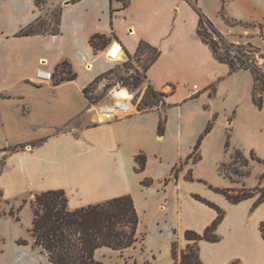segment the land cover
<instances>
[{"label": "crops", "instance_id": "1", "mask_svg": "<svg viewBox=\"0 0 264 264\" xmlns=\"http://www.w3.org/2000/svg\"><path fill=\"white\" fill-rule=\"evenodd\" d=\"M38 1L0 0L3 203L64 190L69 208L76 210L129 195L140 218L138 236L145 235V213L157 221L158 235L170 234L165 264L175 263L174 242L182 253L192 244L185 232L203 234L221 211L214 232L219 240L198 243L202 263L264 264V201L255 206L260 193L234 204L215 191L264 189V96L260 109L253 102L252 72H231L214 57L198 35L199 12L230 43L253 44L264 55L261 33L227 25L221 12L234 22L237 16L228 17L220 0H211V9L202 0H41V6ZM57 8L59 34L18 36ZM94 35L107 39L99 50L91 44ZM141 42L160 52L145 79V85L162 94L160 106L105 121L84 90L109 66L135 57ZM113 43L124 49L117 62L106 57ZM62 63H68L76 79L61 80ZM38 70L52 71L54 81L38 83ZM162 115L167 118L163 135ZM214 118L200 146L201 159L195 161L194 148ZM234 150L250 161V174L243 179L220 172ZM252 152L262 162L253 160ZM139 155L146 158L143 170ZM145 181L150 184L143 185ZM170 215L176 217L174 228L168 225Z\"/></svg>", "mask_w": 264, "mask_h": 264}, {"label": "trees", "instance_id": "2", "mask_svg": "<svg viewBox=\"0 0 264 264\" xmlns=\"http://www.w3.org/2000/svg\"><path fill=\"white\" fill-rule=\"evenodd\" d=\"M72 2H78L80 0H71ZM196 8V7H195ZM56 12V28L47 32L45 19H39L36 22L30 24L25 28L18 36H32L50 33L57 35L60 33L61 24V9L57 8ZM198 35L202 41L207 44L213 52L214 57L230 66L231 72H236L241 69L250 70L254 77V89H253V102L260 109L263 107L264 96V68L258 67L254 61L252 65L249 64L243 57L248 58V55L243 52H238L235 57L231 54V49L235 46L233 43H227V40L221 35V33L215 28V26L201 13ZM226 23L229 19L223 16ZM243 25L241 22H235L234 26ZM50 25L48 26V28ZM106 37L101 35H94L91 39V44L95 50H99L100 46L106 41ZM225 46V47H224ZM255 50H258L255 48ZM145 51L152 52L154 57L150 60V63L144 67L145 73L151 66V64L158 58L160 52L158 49L152 47L148 43L141 42L138 48L136 56H141ZM264 58L263 55H261ZM248 60H250L248 58ZM61 77L62 81L74 80L77 75L73 73L68 67V63H62L61 65ZM109 71L99 76L91 85H89L84 93L90 100L92 105H100L107 103H100L103 96L93 97L90 94V90L106 75L111 73ZM142 78L146 79V74L143 76L137 71L136 74L131 75L125 79L128 87L139 88L142 84ZM106 88H111L108 85ZM114 101V100H113ZM111 101V102H113ZM162 101V94L156 92L152 87H148L145 99L142 100L140 105L141 109H153L160 106ZM108 102V103H111ZM166 116L161 117L159 133L161 135L165 132ZM216 118L211 120L204 133L200 136L191 157H194L195 161L201 159L199 154L200 146L205 136L211 132L215 125ZM230 136L226 142V149L229 150ZM24 148L20 146L16 149ZM236 155L242 160L244 167L248 168L245 173L236 171L237 174L243 177L250 174V161L245 157L242 151L234 150ZM251 158L258 162H262L257 158L255 154L251 153ZM136 161L140 170H143L146 165V158L143 155L136 157ZM226 166L223 163L220 166V172L223 174V169ZM177 173V171H175ZM175 173V175H176ZM229 177L226 174H223ZM191 180L192 178L189 177ZM231 178V177H229ZM150 181L143 182V185L147 186ZM215 191L224 194L232 203L236 204L243 200L252 198L255 196V192H259L260 196L255 203L258 206L264 201V189L256 188L254 190H242L237 194H231L228 190L215 189ZM199 201L216 208L217 207L208 202L207 200L196 196ZM68 197L64 190H49L46 192L35 194L31 200V208L33 211V225H32V237L34 239L35 247L42 250L48 258L49 264H102L96 260V251L100 248H111L115 251L122 252L123 250L135 247L137 244H141L144 241L143 237L138 236V227L140 224V218L136 210L133 198L131 196H122L114 199L107 200L102 203L89 205L76 210H71L68 205ZM11 216L15 215V212L11 210L9 212ZM223 218V212L220 211L218 219L208 227L203 234H199L195 231H186L185 238L192 244H189L185 251L181 253L180 258L177 255L176 243H173L172 254L175 260L174 264H203L200 256L198 243L202 240L217 242L219 237L214 234L217 225ZM261 231L264 238V222L261 225Z\"/></svg>", "mask_w": 264, "mask_h": 264}, {"label": "rangeland", "instance_id": "3", "mask_svg": "<svg viewBox=\"0 0 264 264\" xmlns=\"http://www.w3.org/2000/svg\"><path fill=\"white\" fill-rule=\"evenodd\" d=\"M202 1L210 9L214 7V3L211 0ZM223 1L220 0V3L222 2L223 4V6L221 4V10L225 7L228 17L237 16L235 18L238 20L237 22L243 24L239 26L259 31L261 36L264 37V0H225V3ZM41 3L42 1L39 0L37 2L38 6H41ZM224 15V12H221V16ZM44 19L46 21L45 28H47V32H51V30L56 28V12L50 13ZM234 24L235 22L230 19L227 22L229 26H234ZM49 25L50 27L48 28ZM226 39L227 43H230V40ZM234 45L231 52L238 53L241 51L246 53L250 60L243 57L244 60L249 62L250 65L255 61L258 67L264 68V58L261 56L263 54L259 50H255L256 47L253 44L237 43ZM152 57H154L152 52L145 51L141 56L133 57L122 66H109L106 72H112L103 77L90 90V94L93 97L103 96L100 103H108L118 99L124 92H127L129 99L137 109L148 110L140 108L148 89V86L145 85V79L142 78V84L139 88L128 87L125 79L136 74L137 71L144 76L146 74L144 67L150 63ZM261 71L263 72L264 70ZM61 75L63 74L60 73L59 76ZM108 85H111V88H106ZM236 171L245 173L248 171V168L243 166L242 160L234 151L231 159L223 169V174L231 178L243 179L244 177L237 174ZM13 209L15 215L11 216L9 212ZM149 215V213L143 214L145 219L143 243L127 248L122 252L107 247L100 248L96 251V260L102 264H165L170 258L168 257L170 234L164 232L162 235H158V227L156 228L157 221L152 220ZM156 219L159 220L160 218L157 217ZM168 219V225L174 228L176 217L170 215ZM32 225L33 211L30 199H15L8 204L6 202L3 203L2 196L0 195V264H49L47 256L34 245L31 233ZM179 248V243H176L177 255L180 258L181 252Z\"/></svg>", "mask_w": 264, "mask_h": 264}, {"label": "built area", "instance_id": "4", "mask_svg": "<svg viewBox=\"0 0 264 264\" xmlns=\"http://www.w3.org/2000/svg\"><path fill=\"white\" fill-rule=\"evenodd\" d=\"M124 1V0H123ZM124 52L123 46L120 43H113L112 46L107 48L106 57L110 62H117ZM232 56L237 55L236 52H231ZM38 83L53 82L55 77L52 71L38 70L36 73ZM96 113L105 121H114L122 118L130 117L136 113H141L135 107L134 103L129 99L128 93L124 92L121 97L115 99L111 103L100 104L95 106Z\"/></svg>", "mask_w": 264, "mask_h": 264}]
</instances>
